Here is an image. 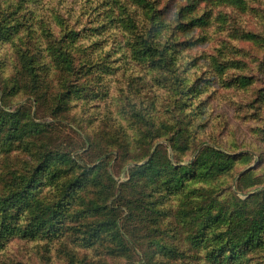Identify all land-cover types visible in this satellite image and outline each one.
Listing matches in <instances>:
<instances>
[{
	"label": "rangeland",
	"instance_id": "374dc122",
	"mask_svg": "<svg viewBox=\"0 0 264 264\" xmlns=\"http://www.w3.org/2000/svg\"><path fill=\"white\" fill-rule=\"evenodd\" d=\"M134 1L143 27L150 26L149 6L155 10L163 36L155 56L163 45L167 61L143 60L133 46H122L99 17L104 7L96 6L98 0H0V193L29 167L28 152L42 158L59 153L65 161L51 160L29 192L51 205L66 191L62 203L79 210L107 202L119 217L117 230L130 242L117 251L101 237L83 240L81 232L94 227L75 229L78 223L61 205L51 237L4 240L0 264H264V237L244 261H232L213 241L214 224L203 230L204 219L190 212L210 204L232 211L244 202L247 218L264 211V0ZM198 18L203 23L191 25ZM10 25L15 34L6 37ZM66 52L72 67L58 58ZM1 113L15 114L19 126L37 125L41 134L10 145L9 120ZM202 151L230 158L231 168L204 179L184 174L186 188L167 190L166 182L180 177L170 165L189 167ZM153 156V187L131 190L133 166ZM102 163L101 170L89 171ZM147 188L151 209L158 210L150 227L128 219L125 206ZM94 220L84 214L81 223Z\"/></svg>",
	"mask_w": 264,
	"mask_h": 264
},
{
	"label": "trees",
	"instance_id": "16d2710c",
	"mask_svg": "<svg viewBox=\"0 0 264 264\" xmlns=\"http://www.w3.org/2000/svg\"><path fill=\"white\" fill-rule=\"evenodd\" d=\"M144 0H139L143 2ZM223 1V0H221ZM231 2V0H225ZM104 3V4H103ZM147 3V2H146ZM98 5L104 7V12L99 13V17L106 23V26L110 27L117 32L118 42L125 48L128 46H133L135 54L143 60L150 61H167L168 54H165L167 50L163 49V45L160 47L158 54L155 56L157 49L159 48V37L162 38V33L160 32L162 26L158 20V16L154 13L152 6H149V12L145 15V20L150 23V26L143 27L139 24L138 19L136 18V12L138 10L135 5L134 0H98L96 6ZM95 7V5H93ZM92 9V8H89ZM59 14V11H58ZM203 23L202 18L194 19L191 22V25H201ZM158 25V28H157ZM9 31L6 33V37H9L15 29L14 26H9ZM151 29L154 32H151ZM44 30V29H43ZM45 30L50 31L49 26L45 25ZM61 32L76 34L72 29L60 30ZM158 33V34H157ZM168 35V38L174 35ZM61 37L57 41V47L61 48L63 44L62 34H59ZM89 42L91 40H88ZM56 47L47 48L52 52ZM65 54V55H64ZM58 56L59 59H64L67 65L72 67L69 54L64 53ZM132 55L134 53H131ZM124 55V54H123ZM21 57H27L28 55L25 52L20 51ZM127 56H125L126 58ZM132 57V56H131ZM0 112H3L0 110ZM3 121L8 122V127L5 130L9 143L12 142H21L23 138L34 139L35 136L41 134V129L35 125L32 127L33 123L27 122L26 124H20L16 121V115H11L9 118L5 113H1ZM8 118V119H7ZM4 123L0 124V134L4 131ZM11 139V140H10ZM31 155V162L29 167L24 171V174L19 175V178H13L10 182L7 181L4 186V191L7 190V193H0V246L4 240L19 236L26 239H35L42 236L53 235L58 229L55 228L59 223L58 219L61 216V205H64V210L68 212L73 222L78 223L75 226V229L79 226L85 227L93 226L94 229L89 234L88 232L82 231L83 240L88 236L91 237L88 239V242H96L100 237L101 240H105L110 243V247L120 251L124 250L130 242L126 239V236L121 235L120 231L117 230V220L119 217L116 214V211L111 209L107 202H91V205H88L85 210L66 207V204H63L62 201L66 199L67 192L63 194V197H59L55 204L45 205L40 199H35L33 194L29 192L32 187L39 185L41 183V177L48 173L51 167V160H57L56 163L65 161L59 153H51L47 157L42 158V154H38L36 151L35 154L28 152ZM135 162V161H134ZM41 164V165H40ZM103 163L97 165L93 170L89 171L96 172L101 170ZM232 166V161L230 158H227L217 152H205L202 151L197 157L196 161L191 164L189 167H173L170 165V169L173 174L180 175V177L171 181V184L166 182V189L171 190L175 187H184L186 188L188 181L183 177L184 174H188V177L198 178H211L216 174L229 171ZM158 166L156 164L155 156L150 159L147 163L142 165L133 166L132 170L129 173L128 186L131 190H135L136 186L139 185V190L144 187H153L151 183L155 181L152 180V175L154 171H157ZM31 173V174H30ZM190 173V174H189ZM142 182H141V180ZM139 180V183L137 182ZM153 181V182H152ZM22 186L19 190L14 191L17 186ZM94 187L100 186V184L93 182ZM194 189V187H192ZM153 189V188H152ZM145 188L143 189V191ZM138 192L137 190H135ZM122 193V190H121ZM141 193L142 198L125 200L128 212V219L136 217L139 221H142V226L150 227L152 224L156 223L158 216H153L157 214L158 210L151 209L155 207L153 202H148L152 198L151 191L147 190ZM168 195V193H167ZM107 198L109 195H105ZM191 196L197 197L193 192ZM20 197V198H19ZM112 197V196H111ZM110 197V198H111ZM109 198V199H110ZM256 198V195L250 196L247 200L250 202L252 199ZM149 199V200H147ZM106 201V200H105ZM247 201V202H248ZM239 207L236 205L232 211H227L224 208H219L216 205L210 204L206 208H200L195 205L190 210L194 212L196 218H203L204 220L200 222L201 228L205 230L208 225L214 224L215 233L214 243L221 249L222 254L227 252L228 258L232 261L242 262L247 257L245 253L252 252L258 249L261 245V242L264 237V211L263 209L258 212L257 215H253L250 218L244 216V207ZM242 204V203H241ZM69 208V209H68ZM212 209H217L214 214H210ZM80 211V213H78ZM189 212V213H190ZM84 214H89L95 218L93 222L83 224L82 216ZM186 212L179 214L182 218L186 217ZM23 221H27L25 226H22ZM226 224L227 228L223 231L221 225ZM60 227V226H59ZM61 233V232H60ZM130 240V239H129ZM151 240V238H150ZM131 241V240H130ZM154 243V240H152ZM165 243V242H164ZM4 246V245H3ZM133 245H130L132 248ZM163 247V246H162ZM164 248V247H163ZM1 249V247H0ZM165 249V248H164ZM171 252L172 250L167 248ZM172 254V252H171ZM121 257L125 260H130L131 257H125L121 253L115 255ZM116 257L112 258L114 260ZM224 257L221 258L222 262ZM145 263V262H144ZM145 264H149L148 261Z\"/></svg>",
	"mask_w": 264,
	"mask_h": 264
}]
</instances>
